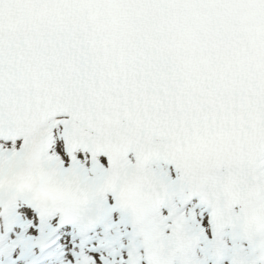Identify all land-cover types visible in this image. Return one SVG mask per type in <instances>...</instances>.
<instances>
[{
  "label": "snow or ice",
  "instance_id": "1",
  "mask_svg": "<svg viewBox=\"0 0 264 264\" xmlns=\"http://www.w3.org/2000/svg\"><path fill=\"white\" fill-rule=\"evenodd\" d=\"M0 264H264V0H0Z\"/></svg>",
  "mask_w": 264,
  "mask_h": 264
}]
</instances>
